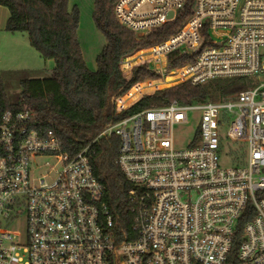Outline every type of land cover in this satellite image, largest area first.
<instances>
[{"label":"built area","instance_id":"1","mask_svg":"<svg viewBox=\"0 0 264 264\" xmlns=\"http://www.w3.org/2000/svg\"><path fill=\"white\" fill-rule=\"evenodd\" d=\"M114 13L139 38L187 18L121 58L125 78L145 76L114 96L125 116L78 152L35 110L0 109V264H231L249 210L236 254L240 264H264V0H117ZM237 77L255 85L131 111L179 84ZM112 134L132 184L134 236L121 241L91 160L94 143Z\"/></svg>","mask_w":264,"mask_h":264},{"label":"trees","instance_id":"2","mask_svg":"<svg viewBox=\"0 0 264 264\" xmlns=\"http://www.w3.org/2000/svg\"><path fill=\"white\" fill-rule=\"evenodd\" d=\"M116 1L95 0L93 18L107 43L97 55L96 70H92L78 40L79 11L76 6L69 8V0H0V5L9 10L6 30L27 33L41 57L55 61L50 77L21 81L23 91L16 103L8 98L0 68V109L35 110L43 127L54 129L72 152L81 150L105 128L124 117L126 113H116L111 98L145 75L136 70L132 78H125L119 66L121 58L139 46L155 43L176 31L187 15L179 13L175 21L139 38L117 19ZM254 85L248 77L217 79L202 85L183 83L143 97L131 111L175 101L190 104L225 99ZM120 145L119 135L99 138L93 145L91 160L95 175L104 185L105 200L113 211L121 241L134 236V214L128 200L132 184L117 162ZM252 216L249 210L241 218L231 264H240L236 251L245 239V223Z\"/></svg>","mask_w":264,"mask_h":264},{"label":"rangeland","instance_id":"3","mask_svg":"<svg viewBox=\"0 0 264 264\" xmlns=\"http://www.w3.org/2000/svg\"><path fill=\"white\" fill-rule=\"evenodd\" d=\"M77 7L79 11V26H78V40L83 52L84 59L88 67L92 70L97 68V55L101 49L106 45L107 39L104 33L96 26L93 13L95 10V0H69V8ZM8 10V8L6 7ZM21 37L25 36V42H20L21 50L19 52L12 50H5L1 53L0 49V68L5 81V89L10 102L16 103L20 101L23 87L21 81L32 78H47L52 75L55 67L54 59H44L40 53L31 45L27 33H19ZM27 42V43H26ZM30 44H29V43ZM17 46L12 43L10 47ZM5 49H7L5 47ZM114 94L111 98H113ZM199 120L197 118L191 119V123L187 125L188 136H192ZM178 132L182 131L181 126L177 128ZM179 143L183 145L179 134L177 135ZM224 163V162H223ZM226 164V163H225ZM45 173V167H40L36 170L38 177Z\"/></svg>","mask_w":264,"mask_h":264},{"label":"crops","instance_id":"4","mask_svg":"<svg viewBox=\"0 0 264 264\" xmlns=\"http://www.w3.org/2000/svg\"><path fill=\"white\" fill-rule=\"evenodd\" d=\"M8 17H9V10H7L5 6L0 5V49L2 50L1 53L5 52V50H12L19 52L21 50V45L19 41H21L22 39V42H25L26 38L25 36L24 37L20 36L19 33L21 32L12 33L6 30ZM12 43H16L17 46L10 47ZM5 47L7 49H5Z\"/></svg>","mask_w":264,"mask_h":264},{"label":"water","instance_id":"5","mask_svg":"<svg viewBox=\"0 0 264 264\" xmlns=\"http://www.w3.org/2000/svg\"><path fill=\"white\" fill-rule=\"evenodd\" d=\"M170 15H172V13H170Z\"/></svg>","mask_w":264,"mask_h":264}]
</instances>
